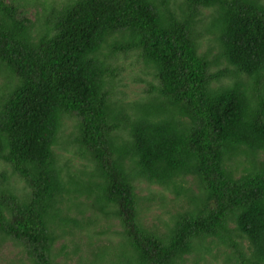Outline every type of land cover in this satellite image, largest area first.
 Instances as JSON below:
<instances>
[{"label":"trees","instance_id":"16d2710c","mask_svg":"<svg viewBox=\"0 0 264 264\" xmlns=\"http://www.w3.org/2000/svg\"><path fill=\"white\" fill-rule=\"evenodd\" d=\"M0 165L11 264H264V0H0Z\"/></svg>","mask_w":264,"mask_h":264},{"label":"rangeland","instance_id":"374dc122","mask_svg":"<svg viewBox=\"0 0 264 264\" xmlns=\"http://www.w3.org/2000/svg\"><path fill=\"white\" fill-rule=\"evenodd\" d=\"M116 62L120 66L119 76H118V90L123 93L126 99H135L144 94L145 89L147 88V83L149 81L153 82V78L150 72L140 65V62L137 60L134 54L130 53L126 56L120 55L116 58ZM3 171V167L0 165V173ZM177 204L172 200L170 194H166V197L162 200L156 197L154 199V206L147 213V223H156L158 222L159 217H165L166 211H171ZM85 215H89L90 211L87 210L84 212ZM91 215V214H90ZM107 226H110L111 231L105 235H95L97 230H106ZM117 228V224L112 219H103L100 218L96 220V223L89 225L91 231V236L87 232H78L74 236L67 237V250L71 251L73 245L77 244L78 251L72 255V259L68 264H83L77 262V257H85L84 261L87 262L88 258L92 257L91 246L94 245H106L110 237L113 236L114 229ZM61 243V242H60ZM59 243L57 244V246ZM24 260V254L11 243H5L0 246V264H11L12 261H16L19 258Z\"/></svg>","mask_w":264,"mask_h":264}]
</instances>
